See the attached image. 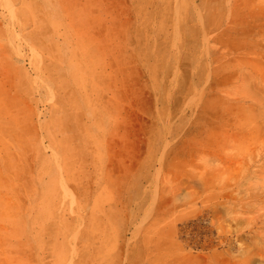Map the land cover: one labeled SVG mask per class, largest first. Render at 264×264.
<instances>
[{
  "label": "rangeland",
  "instance_id": "1",
  "mask_svg": "<svg viewBox=\"0 0 264 264\" xmlns=\"http://www.w3.org/2000/svg\"><path fill=\"white\" fill-rule=\"evenodd\" d=\"M0 264H264V0H0Z\"/></svg>",
  "mask_w": 264,
  "mask_h": 264
}]
</instances>
